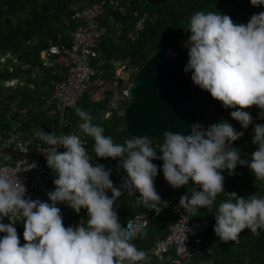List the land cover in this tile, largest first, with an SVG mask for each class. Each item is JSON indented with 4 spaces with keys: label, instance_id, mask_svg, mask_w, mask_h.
<instances>
[{
    "label": "clouds",
    "instance_id": "obj_1",
    "mask_svg": "<svg viewBox=\"0 0 264 264\" xmlns=\"http://www.w3.org/2000/svg\"><path fill=\"white\" fill-rule=\"evenodd\" d=\"M251 4L258 7L264 0H251ZM187 32L184 72L191 73L192 82L226 109H238L230 115L242 128L253 123L245 109L257 107L264 119V11L253 14L247 24H238L228 15L198 11L190 17ZM75 111L82 121L79 131L94 140L95 156L119 159L118 167L126 172L123 184L115 187L110 180L111 169L92 163L80 135L36 131L35 137L50 146L44 154L56 175L55 190L47 193L51 203L25 199V188L20 190L17 175L0 173V233L5 234L0 237V264H138L144 260L146 253L132 243L142 226L131 220L122 226L116 202L125 190L129 194L139 192L136 203L160 213L162 200L155 187L159 170L153 160L163 161L164 178L173 189L190 181L198 186L190 198L185 194L179 201V208L194 214L212 207L217 196L225 192L222 172L234 175L238 164L247 166L264 182V124L254 126L252 143L258 149L249 162L232 147L244 132L236 131L228 122L207 128L193 124L189 135L164 131L157 151L148 136L115 143L102 126L92 123L88 112L80 108ZM228 195L231 199L220 203L215 213L216 236L228 243L237 242L245 229L259 235L264 230V197L245 198L235 192ZM58 204H66L77 214L86 209V226L82 220L66 227ZM4 218L9 223L5 224ZM17 221L23 223V245Z\"/></svg>",
    "mask_w": 264,
    "mask_h": 264
},
{
    "label": "trees",
    "instance_id": "obj_2",
    "mask_svg": "<svg viewBox=\"0 0 264 264\" xmlns=\"http://www.w3.org/2000/svg\"><path fill=\"white\" fill-rule=\"evenodd\" d=\"M82 1L84 0H0V135L26 137L38 130L47 133L56 130L58 136L62 133L78 134L92 163L102 164L106 170L111 169L110 180L119 188L126 177V172L118 167L119 159L95 156L94 140L79 131L78 125L82 121L75 111L80 108L88 112L92 116V123L102 126L104 134L111 136L115 143L123 144L126 139L134 138L126 129L124 115L113 110L107 118H103L101 110L109 108L112 90H107L102 99H96L93 93H87L73 109L68 110L69 125L61 128L52 102L54 81L60 76L42 63V50L53 42H68L69 33L75 25L71 16ZM122 3L125 5V1ZM198 11L228 15L238 24H247L253 14L264 11V5L254 7L251 0H131L124 10L109 8L102 19L105 32L100 42L99 56L95 59L96 64L104 68V74L100 78L105 82L106 75L110 74L111 80L114 61L119 58L127 60L129 67L137 69L155 53L168 49L178 51L177 58L183 59L185 50H182V43L190 36L187 32L190 17ZM186 76L189 79L190 109L195 120V109L198 108L200 112L196 124L207 128L223 121L230 123L236 131L244 132L243 137L232 143V147L239 149L241 159H248L250 162L251 154L258 149V145L252 143L254 126L264 124V119L254 118L253 107L245 109L254 119L247 129L242 128L230 115L238 109H226L209 92L192 82L191 73H186ZM131 77L128 82H131ZM13 79H17L16 84L8 85L7 81ZM149 139L159 151L163 141ZM46 145L38 140V146ZM157 154L161 155L159 152ZM152 162L159 170L155 187L162 200L159 204L160 213L157 214L142 204L138 205L136 199L140 196L139 192L129 194L125 190L116 202L122 226H126L127 221L136 213L150 214L149 224L142 228L141 234L134 240V245L143 251L151 248L159 238L165 237L169 226L176 220L177 216L169 205L176 193L183 192L190 198L191 191L198 189L192 181L179 189L166 185L162 171L163 161ZM222 175L225 177V192L217 196L210 209H198L195 214L185 211L196 218L205 217L208 211L216 213L220 203L231 199L228 195L231 192L245 198L251 195L264 197V182L256 179L247 166L238 164L234 175L230 176L227 170ZM55 179L54 174L50 183L52 190H55ZM108 195L111 196L110 191ZM60 209L66 227L80 224L82 220L86 226V209H82L79 214L66 204H60ZM3 222L9 223L8 218H4ZM215 224L214 217L212 226L203 234L207 247L204 257L211 260L212 264H264V230H260L259 235H254L245 229L237 242L224 243L214 232ZM15 226L23 245V223L17 221ZM3 235L5 234L0 233V237ZM195 258L199 261V257Z\"/></svg>",
    "mask_w": 264,
    "mask_h": 264
},
{
    "label": "built area",
    "instance_id": "obj_3",
    "mask_svg": "<svg viewBox=\"0 0 264 264\" xmlns=\"http://www.w3.org/2000/svg\"><path fill=\"white\" fill-rule=\"evenodd\" d=\"M122 1H125V5ZM130 2L131 0L82 1L71 16L75 25L69 34L68 42H53L47 49L42 50L43 65L51 67L60 76L54 81L52 102L61 128L69 125L68 110L73 109L95 84L103 83L100 77L104 74V68L95 62L105 32L102 18L108 13L109 8L124 10ZM129 68L127 60L122 58L115 60L110 85L105 91L95 95L96 99H102L108 89L113 92L109 108L101 110L103 118H107L113 110L124 115L129 103L127 94ZM11 81L14 83L17 79ZM52 132L58 134L56 130L50 133ZM38 140L35 133L26 137L0 135V173L17 175L22 184L20 190L23 191L25 188V199H39L51 203L47 193L53 191L50 183L55 173L48 167L44 154L50 146H38ZM6 141L9 143L4 147ZM60 151H64L63 147ZM165 184L170 185L167 181ZM182 195L183 192L179 191L169 201L171 210L177 218L169 226L168 233L165 237L159 238L151 248L144 250L146 258L140 262L155 258L164 263L182 264L185 259L206 256L207 247L203 234L212 226L215 212L208 211L203 218L192 216L183 208H179ZM57 206L60 208V204ZM129 220L143 228L149 224L151 216L147 212H139ZM132 243L134 244V240Z\"/></svg>",
    "mask_w": 264,
    "mask_h": 264
},
{
    "label": "water",
    "instance_id": "obj_4",
    "mask_svg": "<svg viewBox=\"0 0 264 264\" xmlns=\"http://www.w3.org/2000/svg\"><path fill=\"white\" fill-rule=\"evenodd\" d=\"M184 67L172 49L159 51L143 63L127 86L124 116L132 136L163 140L164 131L189 135L194 117Z\"/></svg>",
    "mask_w": 264,
    "mask_h": 264
},
{
    "label": "rangeland",
    "instance_id": "obj_5",
    "mask_svg": "<svg viewBox=\"0 0 264 264\" xmlns=\"http://www.w3.org/2000/svg\"><path fill=\"white\" fill-rule=\"evenodd\" d=\"M187 40H185L183 43H182V50L184 51L185 50V53H184V57H183V61L185 63V65L187 64V61H188V52H187V48L184 47L185 45V42ZM175 53H177L178 51H175L173 50ZM139 69H137V67H130L128 72H129V76L132 78L131 81L134 79V77L136 76L137 72H138ZM110 74H107L106 75V78L104 79L105 82H103L100 86L98 84H95L91 90H90V93H93L94 96L96 95H99V92L101 91H105L107 89V87L110 85ZM112 77V75H111ZM130 83V82H129ZM8 85H13V84H16V81L13 83V81H10V82H7ZM109 90V89H108ZM196 110V113H197V118L196 120L198 119V117L200 116V112L198 110V108L195 109ZM259 112H260V109L254 107L252 108V114L255 115L254 118H259ZM196 120L194 119V124H196ZM17 132V131H16ZM62 134H65V133H62ZM206 259H208L207 257H202V258H199L200 260V264H208V262L206 261ZM189 261H192V263H195L196 261V258L194 259H189Z\"/></svg>",
    "mask_w": 264,
    "mask_h": 264
},
{
    "label": "crops",
    "instance_id": "obj_6",
    "mask_svg": "<svg viewBox=\"0 0 264 264\" xmlns=\"http://www.w3.org/2000/svg\"><path fill=\"white\" fill-rule=\"evenodd\" d=\"M79 5V4H78ZM77 5V6H78ZM76 6V7H77ZM105 17V16H104ZM103 17V18H104ZM102 18V19H103ZM105 28V27H104ZM71 32V31H70ZM70 34V33H69ZM260 118V117H259ZM192 259V258H191ZM206 261L208 262V264H212V261L209 260V259H206ZM140 264H169V263H164V262H161L155 258H151L150 260L146 261V262H139ZM200 260L199 261H195V263H192V261H189V259H185L183 260V263L182 264H200Z\"/></svg>",
    "mask_w": 264,
    "mask_h": 264
}]
</instances>
